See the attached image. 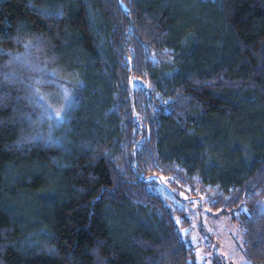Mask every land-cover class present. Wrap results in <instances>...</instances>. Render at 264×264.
I'll return each mask as SVG.
<instances>
[{"label": "trees", "instance_id": "trees-1", "mask_svg": "<svg viewBox=\"0 0 264 264\" xmlns=\"http://www.w3.org/2000/svg\"><path fill=\"white\" fill-rule=\"evenodd\" d=\"M194 200L264 263V0H0V264H197Z\"/></svg>", "mask_w": 264, "mask_h": 264}, {"label": "rangeland", "instance_id": "rangeland-1", "mask_svg": "<svg viewBox=\"0 0 264 264\" xmlns=\"http://www.w3.org/2000/svg\"><path fill=\"white\" fill-rule=\"evenodd\" d=\"M180 204L193 222L192 228L183 233L191 235L188 244L196 248L197 264H252L239 223L232 214L212 212L205 201Z\"/></svg>", "mask_w": 264, "mask_h": 264}, {"label": "bare ground", "instance_id": "bare-ground-1", "mask_svg": "<svg viewBox=\"0 0 264 264\" xmlns=\"http://www.w3.org/2000/svg\"><path fill=\"white\" fill-rule=\"evenodd\" d=\"M125 49H126V47H125ZM164 179H165V178H164ZM164 179H162V180H164ZM136 182H137V181H136ZM154 182H155V181H154ZM156 182H157V181H156ZM160 182H162V181L160 180ZM160 182H157V184L160 183ZM163 182H164V181H163ZM137 184H138V182H137ZM137 184H136V185H137ZM155 184H156V183H155ZM152 185H154V184H152ZM159 185H160V184H159ZM162 185H163V184H161V186H162ZM155 186H156V185H155ZM156 187H157V186H156ZM150 188H151V190L153 189V187H151V185H150ZM152 191H153V190H152ZM154 191H157V190H155V188H154ZM156 193H157V192H156ZM163 198H164V196H163ZM163 198H162V200H163ZM172 198H173V197H172ZM174 198H175V196H174ZM176 198H177V197H176ZM166 199H167V198H166ZM166 199L164 200V202L167 201ZM168 200H170V199H168ZM176 202H177V200H176ZM177 203H178V202H177ZM174 204H175V202H174ZM182 212H183V211H182ZM175 214H176V213H175ZM180 215H181V213H180ZM180 215H179V216H180ZM173 218H174V217H173ZM175 219H176V217H175ZM189 220H190V219H189ZM176 222H177V220H176ZM188 222H189V221H188ZM185 229H187V228H185ZM185 229H184V230H185ZM176 231H177V230H176ZM180 231H181V230H180ZM173 233H174V232H173ZM177 235H178V234H177ZM181 235L183 236L182 233H181ZM176 238H177V237H176Z\"/></svg>", "mask_w": 264, "mask_h": 264}, {"label": "clouds", "instance_id": "clouds-1", "mask_svg": "<svg viewBox=\"0 0 264 264\" xmlns=\"http://www.w3.org/2000/svg\"><path fill=\"white\" fill-rule=\"evenodd\" d=\"M37 100H38V101H40V100H41V98H40L39 96H37ZM41 102H42V101H41Z\"/></svg>", "mask_w": 264, "mask_h": 264}, {"label": "snow or ice", "instance_id": "snow-or-ice-1", "mask_svg": "<svg viewBox=\"0 0 264 264\" xmlns=\"http://www.w3.org/2000/svg\"><path fill=\"white\" fill-rule=\"evenodd\" d=\"M177 222H179V221H177Z\"/></svg>", "mask_w": 264, "mask_h": 264}]
</instances>
